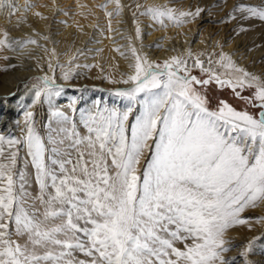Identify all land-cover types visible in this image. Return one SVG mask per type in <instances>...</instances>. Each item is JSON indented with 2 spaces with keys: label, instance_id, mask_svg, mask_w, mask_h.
<instances>
[{
  "label": "snow or ice",
  "instance_id": "snow-or-ice-1",
  "mask_svg": "<svg viewBox=\"0 0 264 264\" xmlns=\"http://www.w3.org/2000/svg\"><path fill=\"white\" fill-rule=\"evenodd\" d=\"M2 7L15 5L0 0ZM136 7L165 27L166 20L181 25L204 11ZM234 11L264 20V7L241 3ZM3 35L0 48L37 43L8 42L7 31ZM131 51L134 71L111 80L126 86L113 93L126 104L95 100L80 110L85 132L57 109L52 115L60 126L45 139L28 110L21 136L0 135V264H234L235 257L225 255L227 232L237 225L251 228L242 213L264 205V77L227 53L214 61L189 50L160 62ZM48 68L52 76L36 77L43 85L34 103L61 94L55 70L64 65L54 69L49 61ZM73 75L71 67L62 71L64 80ZM213 82L259 111L226 101L211 108L202 89ZM244 89L253 94L241 96ZM78 102L73 98V105ZM22 150L30 158L25 166L35 169L36 195L18 167ZM257 219L264 222V216ZM253 243L240 255L247 258Z\"/></svg>",
  "mask_w": 264,
  "mask_h": 264
},
{
  "label": "rangeland",
  "instance_id": "rangeland-1",
  "mask_svg": "<svg viewBox=\"0 0 264 264\" xmlns=\"http://www.w3.org/2000/svg\"><path fill=\"white\" fill-rule=\"evenodd\" d=\"M7 2L14 4L15 7L0 8V40L5 39L3 34L7 31L8 42L32 38L37 43L25 44L23 47L13 44L12 48H0V64L7 61L8 64L12 63L16 66L15 64L21 62V59L32 57L33 53L40 59L46 52L55 48L56 57L59 59L53 65L54 69L59 62L64 65L63 71L71 67L74 72L87 75L88 70L95 66L98 71L102 70L100 74L102 76L106 71L105 66L108 64L107 60L110 56L113 59L120 57L121 61H125L129 68H133L135 63L131 51L133 47L138 53L146 56L153 55L164 47L167 49L166 53L171 51L177 55H184L191 50L194 55L204 54L202 59L211 56L215 61L218 60L219 54L222 52V46H238L239 43H242L245 48L236 51L235 59L240 62L246 61L245 64L249 63L248 59L244 57L248 52H254L264 47V20L252 17L248 13L241 14L234 11V8L241 3L248 7L262 8L264 0H120L122 7L119 9L115 0H20L23 6L21 8L17 6L15 0H7ZM105 4L107 7H102ZM137 4L168 5L193 12L197 8H202L204 11L195 19H189L181 25H174L171 21L166 20L167 26L165 27L154 22L149 15H141L144 9H137ZM109 12L113 13L111 17L108 16ZM232 15H235L236 18L231 19ZM246 16L248 18H244ZM2 19H9V22L5 23ZM137 28L140 29L139 33L136 31ZM143 47L147 48V52L144 51V53L141 50ZM240 47L238 46L239 49ZM246 48L248 50L243 52ZM81 52L82 55H80ZM230 52L232 51L229 50L228 53L230 54ZM72 57H76V59L71 61ZM11 58L16 61L11 62ZM157 60L163 61L162 58ZM191 63L192 61L189 60V64ZM85 65L89 67H85ZM256 68L260 69L264 76V50L262 56L256 61ZM127 70L124 66L121 68L122 78H127V75L131 74ZM56 73H58L57 69ZM192 74L205 78L198 68H192ZM43 75L45 73L33 75L26 81L33 89L37 88L38 90L43 85V81L37 80L36 77ZM55 83L64 85L58 80H55ZM85 87L86 89H81L79 86L67 84L65 89L62 87L61 94L52 97L50 102L42 98V102L34 103V97L31 104L20 103L17 106V115L14 121L19 120L26 111H33L37 130L47 139L49 135L54 134L53 130L60 126L59 120L52 115L55 110L59 109L73 117L77 130L83 133L85 129L80 110H85L86 106H78V103L76 106L73 105V98L76 95L74 91L79 90L82 96L85 94L84 96L88 97L85 92L90 89H94L93 92L101 90L114 93L116 88L126 86H105L90 82ZM18 89L16 88L14 93L9 94V97H14ZM66 90L69 93L70 91L74 93L68 96L69 93ZM202 91L207 95L210 107L213 109L219 105L220 101H226L238 110H247L253 113L259 111L247 100L237 97L229 87H221L215 82L204 86ZM237 91L240 90L237 89ZM252 94L250 89L241 91L243 97H250ZM114 98L118 97L114 95ZM30 106L33 108H28ZM73 107L77 111L73 112ZM16 124L12 126V130L3 133L5 137L21 136V130L25 125L20 127ZM27 159L30 158L26 157L22 150L18 167L25 171L29 178V193L36 195L38 185L34 179L35 169L30 164L25 166ZM262 216H264V205L246 209L242 213V217L249 218V223L253 226L249 228L247 225H237L227 232L226 239L230 241V251L225 255L229 260L235 257L234 264H247V261H251V264H264V222L257 219ZM250 240H254L252 250L248 257L244 258L240 253ZM77 255L79 259L86 258L83 254Z\"/></svg>",
  "mask_w": 264,
  "mask_h": 264
},
{
  "label": "bare ground",
  "instance_id": "bare-ground-1",
  "mask_svg": "<svg viewBox=\"0 0 264 264\" xmlns=\"http://www.w3.org/2000/svg\"><path fill=\"white\" fill-rule=\"evenodd\" d=\"M15 3H17V6L19 8L23 7L21 5L20 0H15ZM2 21L7 23L9 22V19H5V20L2 19ZM238 46H241L240 49L238 48ZM238 46L237 45H233L229 47L222 46L223 48H221L222 51L221 53H228V51L231 50L232 52L228 54L232 57V59L236 62L238 66L245 68L248 72L253 73L257 76L264 77L262 75L263 72H261L260 69L256 68V61L259 59V57L262 56L264 47L259 50H255L254 52H248L244 57L248 59L249 63L245 64L246 61L240 62L235 59L236 51L243 50L245 48V45H242V43L241 44L239 43ZM164 48L161 49L160 51H157L153 55H147L148 59L150 61H156V59L158 58H162L164 60L170 58L173 55H177V53L171 51L166 53L165 51H167V49ZM141 50L144 52L147 50V48L143 47ZM247 50L248 48H246L243 52H246ZM58 59L59 58L56 57V51L53 53L52 50L46 52L44 55L40 57V59L38 57H35L33 53L32 57L21 59V62L15 64L16 66H14V64L12 63L11 65L8 64L7 61L0 64V135H4L3 133H6L10 129L12 130V126L15 125L16 123L17 126L20 127L24 126V120H25L24 115L21 116L19 120L14 121V118L17 115V106L20 103H25V102L26 104H31L33 102V98L35 97V93L37 91V88L33 89L32 86L28 84L26 80H28V78H30L33 75L41 74V73H45L49 76H52L53 71L48 68V63L49 61H51L52 65H54ZM10 61L14 62L16 60L11 58ZM107 61L108 64L105 66L106 71L102 74V76L100 75L102 73V70L100 72V70L98 71V68L94 66L88 70L87 75L81 72L78 73L74 72L73 70L75 75H73L68 80H64L62 77L63 70L57 69L58 73L55 74V80H58L62 84H64L63 89H65L67 84L76 85L81 87V89L83 88L86 89L85 85L90 82L100 85L102 84L105 86H124L122 84H113L111 80L113 79L120 80L122 78L121 68L123 66L126 69H128L127 71L130 73L134 71L133 68H129L128 64H125V61H121L120 57H118V59L116 58L113 59L110 56L109 60ZM16 88H19L18 92L14 95V97H9V94L14 93ZM92 90L94 89H90L85 92L88 97H85L84 96L85 94L82 96V93H80L79 90L74 91L76 93L74 97L78 98L79 100L78 106L83 105L86 106L85 110L90 109L92 108L93 102L95 100H102L105 104L109 106L117 105L123 107L124 104H126V101H123L122 98L119 97L114 98V94L112 92H107V91L103 92L101 90H97L96 92H93ZM66 92L69 93L68 90H66ZM74 92L70 91V93L67 95L69 96ZM76 105L77 104H75V106ZM28 108H33V106H30ZM30 189L33 190L32 188Z\"/></svg>",
  "mask_w": 264,
  "mask_h": 264
}]
</instances>
